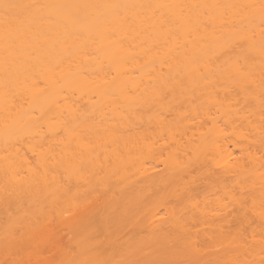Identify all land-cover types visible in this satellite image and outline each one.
Segmentation results:
<instances>
[{"label":"bare ground","instance_id":"bare-ground-1","mask_svg":"<svg viewBox=\"0 0 264 264\" xmlns=\"http://www.w3.org/2000/svg\"><path fill=\"white\" fill-rule=\"evenodd\" d=\"M178 262L264 264V0H0V264Z\"/></svg>","mask_w":264,"mask_h":264},{"label":"rangeland","instance_id":"rangeland-1","mask_svg":"<svg viewBox=\"0 0 264 264\" xmlns=\"http://www.w3.org/2000/svg\"><path fill=\"white\" fill-rule=\"evenodd\" d=\"M199 187H200V188H199L200 191H199V193H198L199 195H203V194H205V193L207 192V190H208V189H204V190H203L204 187H202L201 184H199ZM233 224H235V223H233ZM246 225H247V224H245V226H246ZM64 239H65V237H64ZM176 264H197V263L178 262V263H176Z\"/></svg>","mask_w":264,"mask_h":264}]
</instances>
